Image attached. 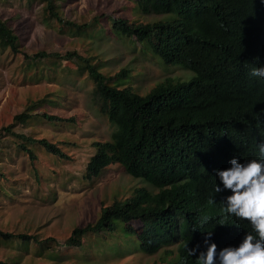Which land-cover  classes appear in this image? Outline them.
<instances>
[{"label":"trees","instance_id":"16d2710c","mask_svg":"<svg viewBox=\"0 0 264 264\" xmlns=\"http://www.w3.org/2000/svg\"><path fill=\"white\" fill-rule=\"evenodd\" d=\"M42 1L45 18L57 22L60 32L91 27L65 20L53 0ZM115 1L120 4L115 15L94 16L97 32L87 36L94 38L104 32L117 39H134L147 50L139 51L161 58L164 65H180L192 77H166L140 94L123 81L131 79L127 67L107 74L101 70L100 59L76 50L62 55L46 50L26 53L22 48L25 40L20 42L19 33L1 17L0 49L21 53L33 66L42 59H53L54 70L56 61L63 59L74 63L80 74L86 73L93 81L92 101L112 131L109 139L93 142L95 152L85 164L84 178L93 180L116 163L151 187L136 186L126 198L115 196L110 204L101 203L95 219L74 227L63 243L84 249L87 235L104 232V252L110 246L111 252L140 249L150 255L174 246L166 264H198L208 232V242L215 243L218 251L237 245L252 231L247 221L224 211L222 201L230 191L213 189L220 183L215 171L228 167L233 156L246 160L255 141L263 136L264 80L250 76L249 70L264 63V0ZM135 14L161 18L140 21ZM41 116L48 121L64 120L55 114ZM31 117L27 111L15 114L10 124L0 128V139L14 136L17 147L31 160L35 155L29 144L34 143L66 158L45 138L13 131L15 122L25 123ZM0 238L22 244L33 240L38 247L54 241L2 230ZM185 246L196 251L189 256Z\"/></svg>","mask_w":264,"mask_h":264},{"label":"rangeland","instance_id":"374dc122","mask_svg":"<svg viewBox=\"0 0 264 264\" xmlns=\"http://www.w3.org/2000/svg\"><path fill=\"white\" fill-rule=\"evenodd\" d=\"M65 20L92 24L87 31L64 29L45 18L42 0H0V17L19 33L23 50H76L100 59L101 70L114 74L121 68L131 70V79L123 80L134 92L145 94L166 77L188 80L193 73L180 65H164L161 58L139 51L141 43L134 39L105 35L91 38L97 28L94 16L115 15L120 4L115 0H53ZM53 4V3H52ZM140 21L161 18L138 15ZM103 19V17H102ZM96 28V29H95ZM92 30V32H91ZM147 51V50H142ZM99 61V60H98ZM42 59L33 66L21 53L0 49V128L10 124L15 114L30 112L25 123L15 122L13 131L33 138H45L66 155L60 158L37 144H29L35 158L20 150L17 139L5 135L0 139V230L37 234L38 240L52 237L49 246L38 247L17 239L0 238V261L10 264H166L174 246L154 254L140 249L102 251L104 232L87 235L85 248L66 246L63 241L71 230L91 222L101 203L108 205L116 196L123 199L136 186L151 187L129 176L119 164L107 166L93 180L84 178V167L95 152L93 142L109 139L112 126L92 101L93 81L80 74L67 60ZM43 113L64 120L48 121ZM69 118H72L70 120ZM139 228V223L133 224ZM170 251H172L170 253ZM123 252V253H122ZM109 253V254H108ZM120 254V255H118Z\"/></svg>","mask_w":264,"mask_h":264},{"label":"clouds","instance_id":"9594fccd","mask_svg":"<svg viewBox=\"0 0 264 264\" xmlns=\"http://www.w3.org/2000/svg\"><path fill=\"white\" fill-rule=\"evenodd\" d=\"M249 75L264 80V63L251 68ZM247 156L246 160L233 156L227 162L228 167L215 171L220 183H216L213 191H230L222 201L224 211L247 221L252 231L246 232L237 245L218 251L215 243L208 242L211 236L208 232L204 239L207 247L197 256L198 264H264V132ZM186 250L189 256L196 251Z\"/></svg>","mask_w":264,"mask_h":264}]
</instances>
